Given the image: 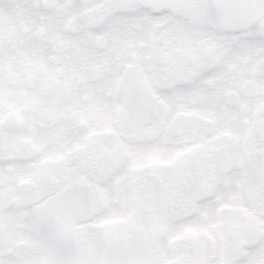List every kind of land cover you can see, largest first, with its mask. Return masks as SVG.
I'll list each match as a JSON object with an SVG mask.
<instances>
[{
    "label": "snow or ice",
    "instance_id": "snow-or-ice-1",
    "mask_svg": "<svg viewBox=\"0 0 264 264\" xmlns=\"http://www.w3.org/2000/svg\"><path fill=\"white\" fill-rule=\"evenodd\" d=\"M0 264H264V0H0Z\"/></svg>",
    "mask_w": 264,
    "mask_h": 264
}]
</instances>
